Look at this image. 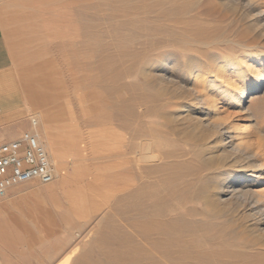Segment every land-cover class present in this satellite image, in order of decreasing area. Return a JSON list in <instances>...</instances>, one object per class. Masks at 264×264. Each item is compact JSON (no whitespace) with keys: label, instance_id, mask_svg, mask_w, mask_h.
<instances>
[{"label":"rangeland","instance_id":"374dc122","mask_svg":"<svg viewBox=\"0 0 264 264\" xmlns=\"http://www.w3.org/2000/svg\"><path fill=\"white\" fill-rule=\"evenodd\" d=\"M215 2L0 0L12 74L40 96L28 115H41L64 173L0 197V264H60L75 246L66 264H264V184L244 200L223 186L232 202L210 203L215 182L247 160L223 159L212 137L171 120L194 103L203 61L250 55L252 43L264 52V21L251 27ZM258 100L218 102L214 118L264 130V91ZM147 139L160 160L142 158Z\"/></svg>","mask_w":264,"mask_h":264},{"label":"bare ground","instance_id":"6f19581e","mask_svg":"<svg viewBox=\"0 0 264 264\" xmlns=\"http://www.w3.org/2000/svg\"><path fill=\"white\" fill-rule=\"evenodd\" d=\"M216 1L215 5L219 9L239 11L243 19L247 20L251 27L257 26L260 21H264V8L259 7L258 3L253 0ZM256 31L258 35L262 36L264 34V26L263 28H257ZM258 47V44L253 43L244 46V51H250V55L236 52L224 58L220 55H214L207 63L203 61L199 66L202 69L203 77L199 80L195 78L191 81L193 82L191 89L194 94V103L188 102L183 107V109L185 108L184 112L171 116V120H175L186 129H189V136H207L208 140L209 137H212L213 148L221 150L223 159L227 158L231 153L237 152L238 155L240 154L239 158L243 156L247 160L245 164L241 165L239 170H233L226 177L215 182L212 199L210 197L209 201L221 207L228 206L232 202L229 199L230 197L222 199L223 186L235 199L244 200L250 197L262 196V191L257 190L255 187L259 184H264V134L262 133L264 130L258 127L257 124H252L251 121L246 120L249 122L248 126L244 127L240 133L236 127H230L226 122L215 120L214 118L218 111V102L230 100L238 104L240 109H243L244 101L250 100L255 104L259 101L258 97L264 91V52L256 53L255 51ZM261 47L264 49V43L261 44ZM156 79L159 86L162 87L168 80H171L170 77L165 78L162 76H157ZM40 116L38 114L35 118L37 119ZM248 116L251 117L252 115L249 114ZM45 117L50 120L49 114L45 113ZM38 124L40 126L39 130L37 128ZM41 124V119L38 118L37 126H35L37 129H35L43 134L39 135L40 141L46 148L53 164H56V178L63 179L64 173L61 171V164L57 158L56 146L53 143L51 144L49 136L43 132ZM241 134H243L242 136L245 137L247 143L242 144L238 141V136ZM146 144L148 151L142 155V158L148 162L159 159L160 153L150 150L152 143L149 139H147ZM136 159L139 160L138 157ZM77 247L75 246L74 249L68 251L59 263L66 264L71 261L77 254Z\"/></svg>","mask_w":264,"mask_h":264},{"label":"built area","instance_id":"2783aa9c","mask_svg":"<svg viewBox=\"0 0 264 264\" xmlns=\"http://www.w3.org/2000/svg\"><path fill=\"white\" fill-rule=\"evenodd\" d=\"M38 119L29 116L30 127L14 139L0 140V197L12 186L38 181L50 183L56 168L36 131Z\"/></svg>","mask_w":264,"mask_h":264},{"label":"crops","instance_id":"0c3cea01","mask_svg":"<svg viewBox=\"0 0 264 264\" xmlns=\"http://www.w3.org/2000/svg\"><path fill=\"white\" fill-rule=\"evenodd\" d=\"M14 60L15 56L0 22V138L6 140L29 129L30 106L40 103L37 99L40 96L36 97L35 94V98L32 95L35 92L34 89L27 84V81L22 82L23 74L20 78H14L12 74L14 65H16ZM31 115L34 114L31 113ZM42 120L46 123L51 118L47 120L44 113Z\"/></svg>","mask_w":264,"mask_h":264}]
</instances>
